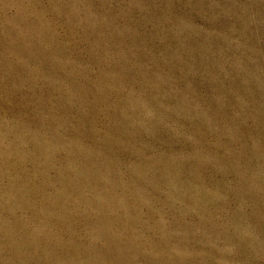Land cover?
Instances as JSON below:
<instances>
[{"label":"rangeland","instance_id":"obj_1","mask_svg":"<svg viewBox=\"0 0 264 264\" xmlns=\"http://www.w3.org/2000/svg\"><path fill=\"white\" fill-rule=\"evenodd\" d=\"M0 264H264V0H0Z\"/></svg>","mask_w":264,"mask_h":264}]
</instances>
